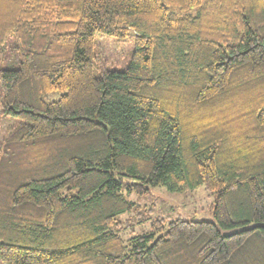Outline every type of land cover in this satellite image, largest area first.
<instances>
[{
    "label": "trees",
    "instance_id": "16d2710c",
    "mask_svg": "<svg viewBox=\"0 0 264 264\" xmlns=\"http://www.w3.org/2000/svg\"><path fill=\"white\" fill-rule=\"evenodd\" d=\"M130 31L129 66L94 75L96 34ZM0 110L20 121L0 143L1 260L264 264V0H0ZM126 182L204 185L242 229L176 218L125 241Z\"/></svg>",
    "mask_w": 264,
    "mask_h": 264
},
{
    "label": "rangeland",
    "instance_id": "374dc122",
    "mask_svg": "<svg viewBox=\"0 0 264 264\" xmlns=\"http://www.w3.org/2000/svg\"><path fill=\"white\" fill-rule=\"evenodd\" d=\"M134 50L133 31H130L126 37L109 36L98 32L94 43V75H98L102 69H126ZM16 53L15 50H6L3 53L5 61L9 57V61L12 62L16 58ZM17 66L16 64L15 67ZM59 97L60 92L54 90L45 96V100L52 101ZM19 122L14 117L3 115L0 110V143ZM127 185L126 182L122 192L134 204L130 210L120 214V223L113 227V230L119 233L125 241L133 235L151 231L158 220L167 224L170 220L184 218L197 221L208 220L218 224L214 214L216 194L207 190L204 185L193 188L186 186L181 190H172L167 185H159L151 187L148 192L142 194L129 191ZM218 227L224 234L242 229L241 227L225 229L219 224ZM0 264L9 263L0 258Z\"/></svg>",
    "mask_w": 264,
    "mask_h": 264
}]
</instances>
